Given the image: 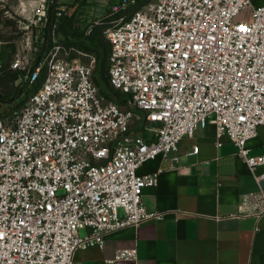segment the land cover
<instances>
[{"label":"built area","instance_id":"1","mask_svg":"<svg viewBox=\"0 0 264 264\" xmlns=\"http://www.w3.org/2000/svg\"><path fill=\"white\" fill-rule=\"evenodd\" d=\"M103 25L107 83L123 104L99 92L93 55L52 38L21 80L32 91L0 119V264H72L112 232L161 220L142 203L161 170L138 169L169 155L175 168L178 143L208 124L264 180L253 174L264 155L246 147L264 125V6L119 0ZM238 216L264 219L263 187L241 196ZM135 257L122 249L114 260Z\"/></svg>","mask_w":264,"mask_h":264},{"label":"crops","instance_id":"2","mask_svg":"<svg viewBox=\"0 0 264 264\" xmlns=\"http://www.w3.org/2000/svg\"><path fill=\"white\" fill-rule=\"evenodd\" d=\"M251 3L264 6V0ZM215 135L208 124L182 139L173 169V155L138 169L139 175L161 170L156 185L142 191L143 206L164 213L161 220L112 232L102 248L78 250L72 264H264V219L238 216L241 196L264 188V180L256 182L234 144L222 137L217 146ZM194 146L198 153L191 155ZM246 147L250 155H264V125ZM263 172L259 166L253 174ZM89 233L78 230L80 237ZM132 248L134 260H114L117 251Z\"/></svg>","mask_w":264,"mask_h":264},{"label":"rangeland","instance_id":"3","mask_svg":"<svg viewBox=\"0 0 264 264\" xmlns=\"http://www.w3.org/2000/svg\"><path fill=\"white\" fill-rule=\"evenodd\" d=\"M76 0H0V119L7 115L13 107H18L32 88H28L22 98L19 89L24 75H28L37 60V48L41 45L43 17L49 6L56 3L58 9H67ZM119 0H84L83 4L69 10L75 11L74 28L88 34L91 29L98 27L100 32L104 27V16L109 12L111 4ZM137 1V0H136ZM155 0H142L137 8ZM105 3V5H104ZM55 38L60 45V36L54 31L49 39ZM104 40V39H103ZM64 47V45H63ZM63 54V50L61 51ZM72 55V54H71ZM77 56V55H76ZM19 67L13 68L14 62ZM87 62V58H82ZM120 96V94H118ZM141 114V113H140Z\"/></svg>","mask_w":264,"mask_h":264},{"label":"trees","instance_id":"4","mask_svg":"<svg viewBox=\"0 0 264 264\" xmlns=\"http://www.w3.org/2000/svg\"><path fill=\"white\" fill-rule=\"evenodd\" d=\"M83 1L84 0H76L74 3L70 4L69 7H67V9L59 16H57V4L53 3L49 6L45 17L41 21L44 30V39L41 45L37 48V58L41 50H43V52L47 50L50 42L49 35L54 31L58 36H60V42L64 45L65 48H74L75 50L94 56L95 61L92 70V80L96 84L99 92L104 97L123 104L126 101V98L123 96H118L119 93L109 87L107 83L106 57L108 52V45L103 40L99 28L94 27L88 34H85L84 32L78 31L73 27L75 11L73 10L71 13H69V10L73 7L83 4ZM137 1L138 3L142 2V0ZM28 88H30V85H26V83L21 85L19 89V98L23 97L24 92ZM14 108L16 107H13L12 109Z\"/></svg>","mask_w":264,"mask_h":264},{"label":"water","instance_id":"5","mask_svg":"<svg viewBox=\"0 0 264 264\" xmlns=\"http://www.w3.org/2000/svg\"><path fill=\"white\" fill-rule=\"evenodd\" d=\"M42 53H43V50L40 51L39 56H38V58H37V62L40 60V58H41V56H42Z\"/></svg>","mask_w":264,"mask_h":264}]
</instances>
